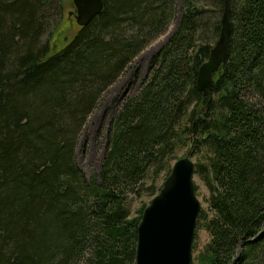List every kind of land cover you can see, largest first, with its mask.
Segmentation results:
<instances>
[{
	"label": "trees",
	"instance_id": "1",
	"mask_svg": "<svg viewBox=\"0 0 264 264\" xmlns=\"http://www.w3.org/2000/svg\"><path fill=\"white\" fill-rule=\"evenodd\" d=\"M178 1L104 0L52 53L62 0H0V264H136L145 210L132 217L129 198L154 195L180 147L204 162L208 264H264V0H231L229 57L208 97L197 81L225 0ZM179 12L139 91L115 102L88 181L76 160L88 118Z\"/></svg>",
	"mask_w": 264,
	"mask_h": 264
},
{
	"label": "water",
	"instance_id": "2",
	"mask_svg": "<svg viewBox=\"0 0 264 264\" xmlns=\"http://www.w3.org/2000/svg\"><path fill=\"white\" fill-rule=\"evenodd\" d=\"M71 13L81 28L88 27L104 11V0H73ZM231 0H225L220 38L211 50L209 60L201 67L197 88L208 97L214 87V76L227 61L232 25ZM195 164L192 152L177 161L159 195L144 211L138 228L136 264H192L197 221L202 209L195 191Z\"/></svg>",
	"mask_w": 264,
	"mask_h": 264
},
{
	"label": "rangeland",
	"instance_id": "3",
	"mask_svg": "<svg viewBox=\"0 0 264 264\" xmlns=\"http://www.w3.org/2000/svg\"><path fill=\"white\" fill-rule=\"evenodd\" d=\"M179 7L182 9V1H178ZM62 11L57 19L61 18V24L58 30L50 37L52 53L61 52L70 43L77 33L81 30L74 16L76 9L73 0H62ZM180 9V10H181ZM181 20V12L178 13L177 19L172 23L167 33L154 41L146 48L132 63L131 67L104 93L103 99L100 101L97 109L88 118L85 128L80 137L76 152L77 164L88 181L99 175L102 170L104 155L107 148V131L111 120L115 113V102L122 101L125 96L133 95L139 91L142 82L146 79L150 62L155 54H157L168 42L171 35L175 32ZM138 72L137 77H135ZM192 152L191 147L179 148L177 151V160L184 159ZM192 161L195 165L204 163L198 156H193ZM174 165V164H173ZM164 174L160 175L155 181V188L158 190L163 187L165 182ZM153 181L150 182V184ZM194 183L197 187V197L201 202L202 208L207 209L206 200H208L207 188L199 175L194 176ZM144 193L142 197L131 196L128 206L132 217L139 216V213L148 208L152 201L159 195L157 192L153 195ZM209 243V236L204 229L196 231V237L193 246V262L192 264H208V256L206 254V246ZM84 264V262H82Z\"/></svg>",
	"mask_w": 264,
	"mask_h": 264
}]
</instances>
